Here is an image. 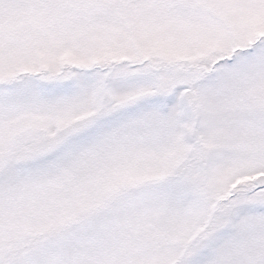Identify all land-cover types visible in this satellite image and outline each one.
Returning a JSON list of instances; mask_svg holds the SVG:
<instances>
[{"label":"snow or ice","instance_id":"6c2138e0","mask_svg":"<svg viewBox=\"0 0 264 264\" xmlns=\"http://www.w3.org/2000/svg\"><path fill=\"white\" fill-rule=\"evenodd\" d=\"M0 264H264V0H0Z\"/></svg>","mask_w":264,"mask_h":264}]
</instances>
